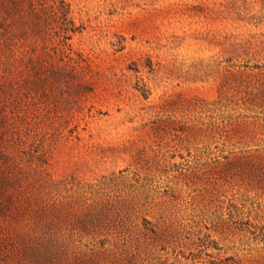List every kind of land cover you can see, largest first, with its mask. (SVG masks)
Masks as SVG:
<instances>
[{"label": "rangeland", "instance_id": "rangeland-1", "mask_svg": "<svg viewBox=\"0 0 264 264\" xmlns=\"http://www.w3.org/2000/svg\"><path fill=\"white\" fill-rule=\"evenodd\" d=\"M0 264H264V0H0Z\"/></svg>", "mask_w": 264, "mask_h": 264}]
</instances>
